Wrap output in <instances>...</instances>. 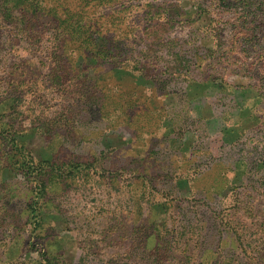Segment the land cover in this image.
Here are the masks:
<instances>
[{
	"label": "rangeland",
	"instance_id": "rangeland-1",
	"mask_svg": "<svg viewBox=\"0 0 264 264\" xmlns=\"http://www.w3.org/2000/svg\"><path fill=\"white\" fill-rule=\"evenodd\" d=\"M0 264H264V0H0Z\"/></svg>",
	"mask_w": 264,
	"mask_h": 264
},
{
	"label": "crops",
	"instance_id": "crops-1",
	"mask_svg": "<svg viewBox=\"0 0 264 264\" xmlns=\"http://www.w3.org/2000/svg\"><path fill=\"white\" fill-rule=\"evenodd\" d=\"M197 92H200V91H197ZM151 93L152 92L151 91L149 92V90L147 92L146 87L144 88V86L141 87L138 84H134V90L132 91V94H135L137 96V100L134 101L129 107H135V108L147 110L148 108L155 106V104L157 103L156 97H153ZM204 96H205V93H201V94H196L195 97L193 98L202 99V97ZM195 104H198V103L193 102L191 111L195 109ZM206 108H207L206 110L209 111L211 106L207 105ZM203 109H204V106L202 107V110ZM200 117H202V115L195 116L194 119L199 120Z\"/></svg>",
	"mask_w": 264,
	"mask_h": 264
},
{
	"label": "trees",
	"instance_id": "trees-1",
	"mask_svg": "<svg viewBox=\"0 0 264 264\" xmlns=\"http://www.w3.org/2000/svg\"><path fill=\"white\" fill-rule=\"evenodd\" d=\"M32 17V16H31ZM67 19H68V17H67V13H62V16L61 17H59L57 20V22L58 23H62V22H65V23H67ZM63 20V21H62ZM65 46V45H64ZM74 51H72V52H70V53H68V55H67V58H68V56L70 55H72V53H73ZM61 55L63 56L64 55V51H63V49L61 50ZM126 92V91H125ZM129 96V93L127 92V93H124V100L127 98ZM127 100V99H126ZM137 100V99H136ZM136 100H134V101H136ZM128 101V100H127ZM126 102V101H125ZM133 102H126L125 104H127V109L129 110V109H131V108H135V107H129V106H131V104H132ZM124 104V105H125ZM136 109H139V108H136ZM140 111H142V112H144V111H146V110H144V109H139ZM114 115V117H117V115H115V114H113ZM145 116H147V115H145ZM193 136H197L196 135V133H193Z\"/></svg>",
	"mask_w": 264,
	"mask_h": 264
}]
</instances>
